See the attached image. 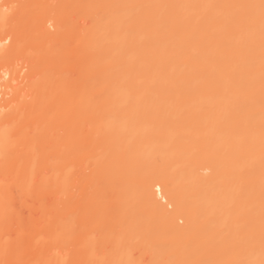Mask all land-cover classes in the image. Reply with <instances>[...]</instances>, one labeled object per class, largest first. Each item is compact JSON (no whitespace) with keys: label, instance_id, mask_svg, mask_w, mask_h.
Instances as JSON below:
<instances>
[{"label":"bare ground","instance_id":"bare-ground-1","mask_svg":"<svg viewBox=\"0 0 264 264\" xmlns=\"http://www.w3.org/2000/svg\"><path fill=\"white\" fill-rule=\"evenodd\" d=\"M43 1L42 10L56 11L48 3L43 8ZM68 1L74 9L69 14L82 12L86 23L61 22L63 29L50 14L21 38V29H6L20 11L6 12L11 1L0 0V61L14 55L20 66L21 39L27 41L21 50L37 60L28 64L30 73L23 61L20 68L0 62V264H98L103 257L108 264H135L124 249L133 252L141 234L147 237L136 247L146 244L154 264H264V0ZM55 35L63 36L60 51L71 60L53 53L60 45L51 46ZM32 36L45 50L30 45ZM38 59L43 68L52 65V74L39 71ZM63 59L73 64L66 79L53 72ZM47 145L54 151L47 153ZM86 146L94 149L87 147L93 152L87 159L81 153ZM41 148L52 161L47 156L40 163ZM111 162L122 180L114 197L121 190L125 200L117 197L123 206L116 199L121 208L111 207L120 214L114 230L121 231L100 229L103 218L96 228L113 243V254L118 251L113 258L96 250L103 248L94 247L97 235L92 242L80 234L88 231H78L81 219L99 208L94 210L89 186L105 189ZM79 163L104 177L81 180ZM199 168L210 171L204 175ZM144 173L145 179L131 182ZM139 199L146 210L138 211ZM148 220H157V227ZM148 223L149 234L139 230ZM155 228L166 233L156 238ZM118 233L123 238L116 239Z\"/></svg>","mask_w":264,"mask_h":264},{"label":"rangeland","instance_id":"rangeland-1","mask_svg":"<svg viewBox=\"0 0 264 264\" xmlns=\"http://www.w3.org/2000/svg\"><path fill=\"white\" fill-rule=\"evenodd\" d=\"M7 1L9 2V0H7ZM10 1H11V3L8 4V5H10V6L7 7V8H5L6 12H8L9 10H10V11H13V12H8V13H12V15H13L14 12H16V13H14V15H15V14H18L17 11H20V12H19L18 15H15V16H11V15H10V16L12 17V20H10V18H9L10 16L8 17V18H9L8 21H10V23H9V24L7 23V25L9 26V28H6V29H15V28H16V29H21L22 32H23V34H21V35H23V36H21V38L24 37V36H28V35H29V30H28V29H32V26L34 27V25H36V28H37V26L39 27L40 24L43 23V21H45L44 19H47V18H48V16H46V15H50V14H51V17L54 15L55 18L57 17L56 19H58V18L60 19L59 21L55 19V21H57V23H59V26L61 25L60 28H63V29H66V25H65V27H63L64 22L67 23V24H68V23H72V22H74V23H76V24H79V23L75 22V21H77V20H80V22H85V23L87 22V19H84L85 16L82 17L83 14H82V12H80V11H79V12L77 11V12L80 13V14H82L81 16H80V14L78 15V13H77V14H74V13H73L74 11L72 12L73 14H72V13L69 14V11H70V10H74V9L72 8V6H71L72 9H69V8H68V7H69L68 5H67L68 7H66V4H68V2H69L68 0H66L67 3H66V1H65L66 4H63V5L61 4V1H62V0H49V2H47L48 0H47V1L44 0V1H45V4H44L43 8H44V7L47 8V6H46L47 3L50 4V5H54V6H55L53 9L56 10V11H52V9H51L52 7H50L51 10L48 8V9H49L48 12H50L49 14H46V13H48L47 10L44 9V10L46 11V13L44 12V10H42V0H10ZM44 1H43V2H44ZM69 3H70V2H69ZM60 4H61V5H60ZM56 7H57V8H56ZM8 8H9V9H8ZM22 8H23V9H22ZM55 8H56V9H55ZM68 9H69V10H68ZM42 13H44L45 17H44V15H42ZM75 13H76V11H75ZM22 15H23L24 17H23ZM68 15H70L71 17L68 16ZM21 16H22V18H21ZM41 16H43V17L41 18ZM46 17H47V18H46ZM37 18H38V19L41 18L42 20L40 19V21H42V22H39V20H38ZM52 18H53V17H52ZM53 19H54V18H53ZM74 19H75V20H74ZM66 20H67V21H66ZM85 20H86V21H85ZM61 22H62L63 24H62ZM81 24H82V23H81ZM7 25H6V26H7ZM68 25H70V24H68ZM8 26H7V27H8ZM3 28H4V27H3ZM6 29H5V30H6ZM34 29H35V27H34ZM50 29H53V27H51ZM35 30H37V29H35ZM35 30H34V32H36ZM3 31H4V30H3ZM24 31H25V32H24ZM52 31H54V29H53ZM0 34H1V31H0ZM2 34H4V33H2ZM27 34H28V35H27ZM35 34H36L35 36H38L37 33H35ZM33 35H34V34H33ZM57 35H58V34H57ZM57 35H55V37H53V39L51 38L52 41H53V42L51 43V44H53V45H51V46H53V47H54V43L56 44L57 42H59L60 37H61V38L63 37L62 35H61V36L59 35L60 37L58 36V38H56ZM53 36H54V35H53ZM29 37H30V35H29ZM29 37H26L28 41H30V40L33 38V36H32V38H29ZM34 38H35V37H34ZM34 38L31 40L32 43H31V44L29 43V44H30L31 46H35V47H43V46H41V44H40V43H42V42H40L41 38H39V40H38L37 37H36L35 39H34ZM54 38L57 39L58 41L54 40ZM51 39H48V41H51ZM62 40H63V39H62ZM62 40H60V41L63 42ZM21 41H22V42H21V45H20L21 48L18 49L19 54H16V57L18 58V60H17L16 57H15L16 59H14V61L17 60V62H16V61H15V62H16L17 64H19L20 66H18V65L15 66L16 64H15L14 62H12V58L14 57V55L12 56V58H5V59L1 60V61H0L1 63L9 64V65H12V67L14 66V67H19V68H20V67H21V63H22L21 61H23L22 66H23V65H26V68H27V67H29L28 64H31L32 62L37 61L36 59L33 60L32 57L28 56L27 53H26V51H24L25 49H24L23 47H24L25 43H27L26 39H25V40L21 39ZM46 41H47V39H46ZM44 42H45V41H44ZM61 42H59L58 44H60ZM45 43H46V42H45ZM45 43H44V44H45ZM48 43H49V42H48ZM48 43H46V46L48 45ZM44 44H43V45H44ZM39 45H40V46H39ZM56 45H57V44H56ZM26 46H28V44H27ZM26 46H25V47H26ZM60 46L62 47V44L59 45V50L57 49V46H56V48H54V49H56V51L54 50V52H53L54 54H56V56L59 55L58 57H60V56L62 55V51H60V49H61ZM29 47H30V46H29ZM44 47H45V46H44ZM44 47H43V50H45ZM22 48H23L24 50H21ZM27 48H28V47H27ZM27 48H26V49H27ZM40 49H41V48H40ZM31 50H32V48H28V49H27V52H31ZM41 50H42V49H41ZM43 50H42V52H44ZM61 50H62V49H61ZM22 51H23V54H22ZM57 51H59V54H58ZM16 52H17V50H16ZM16 52H15V53H16ZM55 52H56V53H55ZM62 56H63V55H62ZM54 57H55V56H54ZM63 57L67 58V60L70 59V58L67 57V56H63ZM43 58H44V57H43ZM46 58H47V57H46ZM46 58H45V60H46ZM65 58H64V59H65ZM9 59H11V61H10ZM26 59H27V60H26ZM39 59H41V58L39 57ZM39 59H38V60H39ZM52 59H53V58H52ZM60 59H62V58L60 57ZM64 59H63L62 61H64ZM47 60H48V59H47ZM49 60H51V59H49ZM49 60H48V61H49ZM57 60L59 61L58 58H57ZM70 60H71V59H70ZM9 61H10V62H9ZM18 61L21 62V63H19ZM42 61H44V59H43ZM53 61H54V60H53ZM62 61H60V62L63 63ZM65 61H66V60H65ZM65 61H64V62H65ZM11 62H12V63H11ZM39 62H40V60L38 61V65L41 66V67H39V71H40V70H41V71H45V68L48 69V70L51 69V74H52V68H51L52 65L50 66V68H49V66L43 68V67H42L43 63L40 62V64H39ZM49 62H50V61H49ZM49 62H47V63H49ZM53 63H54V62H53ZM33 64H34V63H33ZM50 64H51V63H50ZM57 64H58V62H57ZM63 64H64V65L61 64L62 68L59 67V66H57V67H58V68H57L56 65L54 64L55 67H56V69H53V72H54V74L57 73V74H56L57 77H65V76H63V74H64V75L66 74V76H68V75H67L68 73H70V75H71V73H72L71 69H72V65H73V64H72L70 61H66V62L63 63ZM46 65H47V64H46ZM46 65H44V66H46ZM48 65H49V64H48ZM31 66H32V65H30V67H31ZM37 67H38V66H36V68H37ZM42 68H43V69H42ZM27 69L29 70V68H27ZM30 69H31V68H30ZM57 69H59V70H57ZM68 69H69L70 71L67 72ZM25 70H26V69H25V67H24V71H25ZM28 70H26V72H27ZM34 70H35V69H34ZM54 70H57V71H54ZM30 71H32V70H29V73H30ZM39 71H38V73L41 75V73H40L41 71H40V72H39ZM60 71H61V72H60ZM64 71H65L66 73H65ZM55 72H56V73H55ZM63 72H64V73H63ZM31 73H32V72H31ZM58 73H59V74H58ZM32 74H35V72L32 73ZM46 74H47V73H46ZM51 74H50V75H51ZM36 76H37V75H36ZM40 77H41V76H40ZM54 77H55V76H54ZM30 78H35V76L32 75ZM66 78H67V77H65V79H66ZM36 79H37V78H36ZM36 79H34V81H36ZM41 80H42V79H41ZM34 81H33L32 83H34ZM25 82H29V80H27V81H25ZM39 82H40V81H39ZM29 83H30V85L32 84L31 82H29ZM29 83H28V85H29ZM23 84H25V83L23 82ZM23 84L21 85V87L23 86ZM37 84H40V83H37ZM28 85H27V86H28ZM25 86H26V85H25ZM25 86H24V88H25ZM27 86H26V88H27ZM31 86H32V85H31ZM29 87H30V86H29ZM29 87H28V88H29ZM32 87H33V86H32ZM26 88H25V89H26ZM34 88H35V87H33V89H34ZM22 89H23V88H22ZM33 89H31V90H33ZM26 90H27V89H26ZM26 90L23 89L22 91L25 92ZM29 90H30V89H29ZM30 92H31V91H30ZM30 92H29V93H30ZM21 93H23V92H21ZM25 93H28V91L25 92ZM22 95L25 96L24 94H22ZM23 96H22V97H23ZM28 97H30V96H27L26 98H28ZM20 98H21V97H20ZM24 98H25V97L21 98L20 100H22V99H24ZM26 98H25V99H26ZM52 98H54V96H52ZM52 98L50 99L51 102H52ZM29 99H30V98H29ZM48 100H49V98H48ZM26 101H27V100H25V103H26ZM15 102H16V101H15ZM17 102H18V101H17ZM17 102H16V104H18ZM27 102H28V101H27ZM41 102H42V101H41ZM22 103H24V101H23ZM13 104H14V103H13ZM16 104H15V105H16ZM19 104H21V103H19ZM50 106H51V103H50ZM53 106H54V104H53ZM40 107H41V105H40ZM41 108H42V107H41ZM104 108H105V107H104ZM106 108H107V107H106ZM50 113H52V111H51ZM86 124H88V125H87L88 130H89L91 133H93V130L95 129V127H92L91 124H90V122H86ZM92 128H93V130H92ZM62 133H63V131H61V134H62ZM90 135H92V134H90ZM93 137H94V135H93ZM96 137H98V133L96 134ZM48 145H51V144H48ZM48 145H47V146H48ZM22 146H23V145H21V147H20V145H19L20 150H21ZM87 147H89V146H86L85 149L83 148V150H82V152H81L82 155H84V157H85V156H86V157H89V156L93 153V152H92L91 154H89V152H91V151L94 150V149H91L92 147H89L88 149H87ZM44 148H45V147H44ZM45 149H46V148H45ZM45 149H44V150H45ZM48 149H49V150H48ZM86 149L89 150V152H87ZM47 150L50 152V150H53V148H52L51 146H48V148L46 149V151H47ZM42 151H43V150H42V148H41L40 152H42ZM46 151H44V153H46ZM48 151H47V153H48ZM53 151H54V150H53ZM20 152H21V151H20ZM28 152H29V149H28V151H27V149H26V150L24 149L21 153H22L23 155L26 153L25 155H27ZM51 153H52V152H51ZM81 153H80V154H81ZM22 154H20V155H22ZM38 154H39V153H38ZM42 154H43V152L40 153L39 155H42ZM23 155H22V156H23ZM39 155H38V156H39ZM49 155H51V154L49 153ZM49 155L46 154V157H47V156L49 157ZM82 155H81V156H82ZM38 156H37V160L39 159ZM79 156H80V155H79ZM81 156H80L79 159L81 160V158H82V159L84 160V162H85L84 157H81ZM39 157H41V156H39ZM44 157H45V155L43 154V156L41 157L42 159L40 158V159H41V160H40V161H41V162H40L41 164L43 163L42 161H44L43 164H45V162L47 161L46 159H48V157H47V158L45 157L46 159L44 160V159H43ZM71 157H72V156H71ZM86 157H85V158H86ZM69 159H70V158H68V160H69ZM86 159H87V158H86ZM50 160L52 161V156H51V159H50V157H49L48 162H49ZM83 160H82V162H83ZM69 162H72V160L70 159ZM86 162H87V161H86ZM203 162H205V161H203ZM203 162H202V164H201V162H200L199 165H201V166L205 165V166H206V163H207V162H205V163H203ZM87 163H88V162H87ZM116 163H117V162H116ZM116 163H115V164H116ZM82 164H83V165H81V164L79 163V164H78V166H79L78 168H80V169L77 168V171H78V172H79V170H80V171H81V170L84 171L83 173L81 172V175H79V173H78V177H79V178L81 177V180H82L84 177H87V178H85V179H88V177H90V178H93V177L95 178V177H97V175H95V176H93V175H94V174H98V173H97L98 171H91L90 168H88V167L85 168L86 163H85V164L82 163ZM111 164H112V162H111ZM111 164L109 163V165H108V167H107L106 169H108V168L111 166ZM116 165H117V164H116ZM87 166H88V165H87ZM113 167H114V165L112 164V166L109 168L110 171H109V170H107V171L105 170V171H104L105 173L108 172L107 175L105 174L106 176H108V175L110 176V177H109V176H108V177H105V179L103 178L104 180L107 179V181H108V182L106 181V182L104 183L105 186H104V184H102V185L105 187L104 190H99V189H97V187L100 186V184H99V186H96V185H98V183L95 184L94 187H93V186H92V187L89 186V188H90V190H91L90 195H91V193H92V196H90V198H92V201H93L95 204H94V206H93V205H91V203H93V202H90L89 205H91V206L88 205L87 207H90V208H92V209H93V207L96 208V209H94V210H97V208L99 207L97 212H99V210H102L101 213H103V212H104L103 210H105V212L103 213V215H104V214H105V215H104V216H103V215L100 216V217H101V218H100L98 215H101V213L99 212L100 214H98L96 211H93V212H91V213H93V216H95L94 213L96 212V213H97L96 216H97L100 220H99L98 218L95 219V217L93 218L92 214L89 213L90 215H89L87 218H88V220L93 219V221H92V220H91V221H88V220L85 219V222H84V221H82L83 219H81V217H80V216H81V215H80L81 213L78 214V215H80L79 217H80V219H81V223H80V222H78V223H80V225H83V223H84V226L82 227V229L78 228V231H79V230H80V232L83 231V230L88 231V232H85V233H82V232H81L80 234H82V235L84 234L83 236H86V234H89V237H88V235H87L86 238H88V239L90 240V239H92V238H90V237H93V239L91 240L92 242L95 241L94 238H95L96 235H97V236H98V239H96V242H97V243H95L94 247H95L96 245H98L99 247H101V245H102L103 248L101 247V248H98V249H97V247H95L96 250H100V252H101L103 249H104L105 251H107V252L109 251V254H110V253L112 254V256H111L112 258H113L114 255L117 254L118 251H117V252L115 251L116 253L113 254V252L111 251V247H109V246H111L113 243L111 244V241L109 240V242H110V245H109L108 239L102 235L103 232H101L100 230H98L100 227H99V228H96V227H98L97 224L100 225V221H101L102 218H103L104 220L101 221V222H102V228H100V229H103V228H105V227H106V228L110 227V228H108V230L111 229V230H113V231L115 232L114 228L117 226V223H118V222H117V221H118L117 219L120 218V214H117V215H116V213H117V209H114V208H111V207L119 208V207H117V206H120V208H121L122 201H121L120 199H123V201H125L124 198H121V197H124V196H123V193H122L123 191H121V190H118L119 192H118V194L116 195V196H117L118 198H120V199H117V197H114V196H115V193H116V189H117V187H118L117 184L120 185V182H121L122 180H120V179L118 178L119 176L115 175V174L117 173V172H116V169H117L118 166H117V167L115 166V167H116L115 169H114ZM199 167H200V166H199ZM203 167H204V166H203ZM111 168H113V169H111ZM201 168H202V167H201ZM199 169H200V168H199ZM199 171H200L201 173H203V172L206 171V169H205V171H204V170H201V169H200ZM208 171H210V170L208 169L207 172H206V173H203V174L205 175V174L209 173ZM114 172H115V173H114ZM99 173H100V172H99ZM102 174H103V173H102ZM102 174H101V176H102ZM136 174H137V173H136ZM136 174H134V175H136ZM174 174H175V173H174ZM87 175H88V176H87ZM138 175H139V176H138ZM138 175H137L136 177L133 176V178H135V179H133L132 176H131V178L129 179V182H130L131 179H133V180H131V182H132V181H135V180H138V179L141 178L143 175H144V176L140 179V181L143 180V178L145 179V177H146V174H145V173H144V174H138ZM140 175H142V176L140 177ZM98 176H100V175L98 174ZM101 176H100V178H101ZM102 177H104V176H102ZM113 177H114L116 180H115ZM116 177H117V178H116ZM137 177H139V178H137ZM90 178H89V179H90ZM136 178H137V179H136ZM85 179L83 180V182L85 181ZM89 179H88V180H89ZM96 179H98V178H96ZM96 179H95V180H96ZM101 179H102V178H101ZM109 179H110V180H109ZM113 179H114L115 181H113ZM98 180H99V181H97V182H100V179H98ZM119 180H120V181H119ZM86 181H87V180H86ZM86 181H85V182H86ZM90 181H91V179H90ZM90 181H89V182H90ZM92 181H93V179H92ZM109 181H110V183H109ZM117 181H118L119 183H118ZM138 182H139V181H138ZM138 182H137V183H138ZM81 183H82V182H81ZM81 183H80V184H81ZM86 183H87V182H86ZM90 183H91V182H90ZM94 183H95V182H94ZM115 183H116L117 187H116ZM121 183H122V182H121ZM134 183H135V182H134ZM92 184H93V183H92ZM132 184H133V183H132ZM102 185H101V186H102ZM113 185H114V186H113ZM81 186H82V185H81ZM81 186H80V188H81ZM106 186H107V187H106ZM110 186H111V187H110ZM82 187H83V186H82ZM112 187H113V188H112ZM114 187H115V189H114ZM99 188H100V187H99ZM119 188H120V187H119ZM96 189H97V190H96ZM122 189H123V188H122ZM124 189L126 190L127 188L124 187ZM90 190L88 189V191H90ZM98 190H99V191H98ZM111 190H112V191H111ZM114 190H115V192H114ZM94 191H95V192H94ZM101 191H102V192H101ZM120 191H121V192H120ZM110 192H111L112 194H111ZM74 193H75L76 197H80V190H79V189H76V188H75V189H74ZM101 193H102V194H101ZM109 193H110V194H109ZM119 193L122 194V195H120ZM103 194H104V195H103ZM107 194H108V196H107ZM99 195H100V196H99ZM110 195H112V196H110ZM104 196L107 197V199H106ZM120 196H121V197H120ZM96 197H97V198H96ZM98 197H99V198H98ZM110 197H113V198H110ZM131 197H132V196H131ZM101 198H102V199H101ZM186 198H187V197H186ZM98 199H99V200H98ZM116 199H117V201H119V200L121 201V202H120L121 205H120L119 202L116 201ZM132 200H133V199H132ZM182 200H183V198H182ZM89 201H91V200L89 199ZM99 201H100V202H99ZM109 201H110V202H109ZM113 201H114V203H113ZM139 201H140V199H139ZM139 201H138V200H137V202L135 201V202H136V207L138 206V211L141 210V208H143L144 210H146L145 207L143 206L144 203L141 202V201L139 202ZM98 202H99V203H98ZM103 202H104V203H103ZM130 202H131V201H130ZM163 202H165V201H163ZM100 203H101V204H100ZM115 203H116V204H115ZM123 203H124V202H123ZM117 204H118V205H117ZM132 204H133V203H132ZM95 205H96V206H95ZM111 205H112V206H111ZM113 205H116V206H113ZM130 205H131V204H130ZM92 206H93V207H92ZM122 206H123V205H122ZM141 206H142V207H141ZM169 206H170V205H169ZM169 206H168V207H169ZM131 207H132V206H131ZM140 207H141V208H140ZM170 207H171V206H170ZM170 207H169V209H171ZM102 208H104V209H102ZM124 208H126V207H124ZM92 209H91V210H92ZM112 209H113V210H112ZM143 209H142V213H143V212H146V211H144ZM82 210H84V209H82ZM110 210H111V211H110ZM131 210H133V209L131 208ZM79 211L81 212V210H79ZM85 211H86V207H85ZM87 211L89 212V208H88ZM114 211H115L116 213H114ZM118 211L120 212V209H118ZM134 211H136V209H135ZM147 211H148V210H147ZM76 212L79 213L78 211H76ZM136 212H137V211H136ZM136 212H135V213H136ZM74 213H75V212H73V216L76 214V213H75V214H74ZM112 213H113V214H112ZM132 213H133V212H132ZM137 213H138V212H137ZM147 213H148V218H149V216L151 215V213H150V212H147ZM86 214H87V212H86ZM114 214H115V215H114ZM139 214H140V213H139ZM78 215H76V217L74 218V221H75V222H77V221H76V220H77L76 218H79ZM112 215H113V216H116L117 218H115V219L111 218V221H110V217H113ZM143 215H144V214H143ZM143 215H142V217H143ZM70 216H72V213H71ZM90 216H92V217L89 218ZM107 216H108V217L110 216V217L108 218ZM133 216H134V218H137L136 216H139V215L133 214ZM152 216H153V215H152ZM82 217H83V218L86 217L84 211H82ZM144 217H145V215H144ZM70 218H71V217H70ZM72 218H73V217H72ZM105 218H107V219H109V220L106 221L107 219H105ZM75 219H76V220H75ZM137 219H138V218H137ZM150 219H153V221H155L153 217H152V218L150 217ZM155 219H156V218H155ZM96 220H97V221H96ZM98 220H99V221H98ZM113 220H114V221H113ZM145 220H146V219H145ZM78 221H79V220H78ZM86 221H87L88 223H86ZM95 221H96V222H95ZM105 221L108 222V223L105 224V223H106ZM133 221H135V219H134ZM143 221H144V220H143ZM148 221L151 222V220H148ZM195 221H196V220H195ZM195 221H194L195 225H198L197 221L199 222L200 220H197L196 222H195ZM91 222H92V223H91ZM113 222H115V223H113ZM137 222H140V221H137ZM141 222H142V221H141ZM156 222H157V220H156ZM156 222H151L152 225H153V227H154V223H155V225H156ZM179 222L183 223L182 221H179ZM78 223H77V225H78ZM85 223H86V225H85ZM94 223H95V224H94ZM112 223H113L114 226H112ZM146 223H147V221H146ZM158 223H159V221H158ZM87 224H88V225H87ZM103 224H104V225H103ZM149 224H150V223L146 224L147 226L144 225V227H142V228H140V229L138 228V229H139V230H145V231L148 233L149 231H148V228H147V227L149 226ZM106 225H107V226H106ZM108 225H109V226H108ZM180 225H181V224H180ZM85 226H87L88 229H87V227H85ZM100 226H101V225H100ZM111 226H112V227H111ZM84 227H85L86 229H85ZM156 227H157V225H156ZM158 227H159V226H158ZM83 228H84V229H83ZM106 228H105V230H107ZM118 228H119V226L117 227V230L121 231V230L118 229ZM115 229H116V228H115ZM155 229H157L156 231H157V233H158V235H159V236H157L156 238H159L160 236H162L161 234H162L163 232L161 233V231H164V232H165V230L162 229V228H161V229H162L161 231L158 230V228H155ZM89 230H90V231H89ZM108 230H107V231H108ZM117 230H116V232H115L116 234H117V232H118ZM134 230H135V229H134ZM194 230H196V229H194ZM103 231H104V230H103ZM113 231H111V233H112ZM124 231H125V230H124ZM145 231H144V232H145ZM190 231L192 232V235H193V233H195V231L193 232V229L190 230ZM135 232H136V230H135ZM146 232H145V233H146ZM152 232H153V231H152ZM159 232H160L161 234H159ZM104 233H105V232H104ZM108 233H109V232H108ZM120 233H121V232H120ZM120 233H118V235H116V239H117L118 236H119L118 239H119L120 237H122V236H120ZM137 233L141 234V233L138 232V231H137ZM165 233H166V232H165ZM131 234H132L135 238L137 237V236H135V233L131 232L130 235H131ZM148 234H149V233H148ZM151 234H152V233H151ZM155 234H156V233H155ZM190 234H191V233H190ZM107 235H108V234H107ZM110 235H111V234H110ZM121 235H122V234H121ZM124 235H125V234H124ZM124 235H123V236H124ZM132 235H131V236H132ZM146 235H147V234H146ZM146 235H142V234H141V237H140V236H139V237L143 239V236L145 237ZM164 235H165V234H164ZM178 235H179V234H178ZM178 235H177V236H178ZM205 235H206V234H205ZM83 236H82V237H83ZM127 236H128V233H127ZM154 236H155V235H154ZM177 236H176V235H172V237H176L175 239H177V238L180 237V235H179L178 237H177ZM110 237H111V236H110ZM110 237H109V238H110ZM113 237H115V235H114ZM113 237H111V238H112L111 240H113ZM134 237H133V240H135ZM146 237H147V236H146ZM83 238H84V237H83ZM100 238H101V239H100ZM122 238H123V237H122ZM129 238H130V237H129ZM140 238H138L139 240H138L137 238H136V239H137L138 241L142 242V240H141ZM149 238H150V236H149ZM154 238H155V237H153V238L151 237V239H153L152 241H150L151 243L154 242ZM88 239H87V242H90V241H88ZM114 239H115V238H114ZM116 239H115V240H116ZM93 240H94V241H93ZM97 240H98V241H97ZM101 240H102V241H101ZM121 240H123V239H121ZM127 240H128V238H127ZM83 241H84V240H83ZM100 241H101V242H100ZM128 241H130V239H129ZM138 241L135 240V241H134V244L132 243V245H135V246H133L134 248H132V249H133V252H132V250H129V249L131 248L130 246H132L131 244H130V246H129L130 248H125V249H124L125 251H126V249H127V252H126V258L128 257L127 259H131V258H133V256L135 255V256L137 257V258H136V257L134 256V258H135L136 261H133L134 258H133V260L131 259V260H132V263H135V264H137V262L141 264L143 261H145L144 264H152L153 262H155L156 259H155V260H153V259H154V257H156V256L151 255L152 250H151V251L149 250V251H150V252H149V251L147 250V249H148L147 245L144 244V246H142V247H143V248H144V247H145V248L147 247L146 249L144 248V250H145V251H144V250L142 249V247H139V246H140V245H139L140 243H138ZM143 241H144V239H143ZM145 241H147V240L145 239ZM102 242H103V243H102ZM116 242H117V241H116ZM119 242H120V240H119ZM122 242H123V241H122ZM126 242H127V241H126ZM136 242H137L138 245H139L138 247H136ZM85 243H86V242H85ZM151 243H150V244H151ZM83 244H84V243H83ZM83 244H82V245H83ZM90 244H91V243H90ZM93 244H94V243H92V245H91L92 247H93ZM115 244H116L115 248H118V249H119V245H117V244H120V243H115ZM127 244H128V242H127ZM127 244H126V247H128ZM147 244H148V243H147ZM108 245H109V246H108ZM124 245H125V244H124ZM128 245H129V244H128ZM151 245H152V244H151ZM151 245H150V246H151ZM113 246H114V245H113ZM120 246H121V245H120ZM148 246H149V244H148ZM84 247H86V246H84ZM150 248H151V247H150ZM91 249H92V248H91ZM120 249H123V248L121 247ZM114 250H116V249H114ZM114 250H113V251H114ZM146 250H147V251H146ZM129 251H130V252H129ZM92 252H93V250H92ZM94 252H95V249H94ZM94 252H93V253H94ZM98 252H99V251H98ZM107 252L105 253V254H106V257H109V258H110V255L107 256ZM128 252L131 253V254H129ZM93 253H92V255H94ZM103 253H104V252L102 251V254H101V253H100V254L103 255V256H105ZM127 253H128V254H127ZM154 253H155V252H154ZM100 254L97 253V255L101 256ZM120 254H122V253H121V250H120V253H119V255H118V256L121 257ZM128 255H129V256H128ZM92 257H93V256H92ZM94 257H95V255H94ZM97 257H98V256H97ZM97 257H96V258H97ZM116 257H117V256H116ZM120 257H119V258H120ZM129 257H130V258H129ZM185 257H186V256H185ZM98 258H99V257H98ZM100 258H101V257H100ZM100 258H99V259H100ZM112 258H110L109 261L112 260ZM117 259H118V257H117ZM117 259H116V260H117ZM151 259H152V260H151ZM103 260H104V257H103L100 261H101V262H105V261H103ZM119 260H120V259H119ZM119 260H117V261H118L117 264L120 262ZM131 260H130V261H131ZM95 261H96V260H95ZM98 261H99V260H98ZM100 261H99V263H100ZM150 261H151V262H150ZM93 262H94V261H93ZM107 262H108V260H106L105 264H106ZM113 262H114V264H116L115 261H113ZM182 262H183V261H182ZM219 262H220V261H217V262H214L213 264H218ZM221 262L224 263V260L221 261ZM221 262H220L219 264H223V263H221ZM99 263H98V264H99ZM130 263H131V262H129V264H130ZM156 263H157V264H160V262H159L158 260H157ZM156 263H155V264H156ZM183 263H185V262H183ZM183 263H182V264H183ZM208 263H209V262H208ZM225 263H226V261H225ZM94 264H95V263H94ZM96 264H97V263H96ZM101 264H102V263H101ZM107 264H108V263H107ZM142 264H143V263H142ZM153 264H154V263H153ZM205 264H206V263H205ZM226 264H227V263H226ZM245 264H246V263H245Z\"/></svg>","mask_w":264,"mask_h":264}]
</instances>
